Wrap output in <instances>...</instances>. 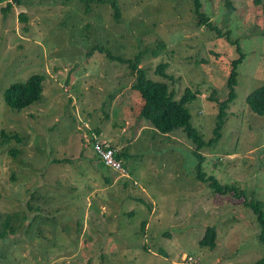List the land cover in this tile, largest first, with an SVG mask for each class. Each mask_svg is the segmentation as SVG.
Masks as SVG:
<instances>
[{"label":"rangeland","instance_id":"rangeland-1","mask_svg":"<svg viewBox=\"0 0 264 264\" xmlns=\"http://www.w3.org/2000/svg\"><path fill=\"white\" fill-rule=\"evenodd\" d=\"M203 11L239 40L246 60L223 138L201 153L208 175L236 183L264 204V116L247 96L264 85V0H202ZM0 0V264H256L264 258L257 217L244 198L198 178L195 145L178 129L164 135L140 116L136 74L167 81L206 141L219 100L228 97L237 47L201 23L192 0ZM26 18V19H24ZM166 64L164 78L157 67ZM46 75L43 99L23 109L5 101L12 84ZM95 132L124 156L119 177L94 150ZM18 151L15 156L13 151ZM134 181H137L134 184ZM218 230L213 250L201 244Z\"/></svg>","mask_w":264,"mask_h":264},{"label":"trees","instance_id":"trees-1","mask_svg":"<svg viewBox=\"0 0 264 264\" xmlns=\"http://www.w3.org/2000/svg\"><path fill=\"white\" fill-rule=\"evenodd\" d=\"M19 1V0H17ZM97 1L99 3H111L115 8V18L119 19L121 16L120 6L117 0H90ZM195 7V13H198L201 23L209 25L212 31L217 32L221 37L227 38L234 46L237 47L239 58L231 62V73L228 79L229 94L224 100H219V113L217 118V124L215 128V137L210 141H206L198 129L194 128L191 124V113L185 106L187 103L193 101L198 97L200 92H195L190 88L185 90V93L180 100L175 99L174 93L170 90L169 84L164 80H155L149 78L143 67L140 66L142 62V54L136 55L133 60H126L122 57L109 55V58L113 61L127 64L132 72L136 74V82L133 84V89L137 90L143 99V105L140 110V116L153 126V128L161 134L168 135L178 129H182L187 137L195 145V156L199 159L200 164L198 166V178L208 183L214 190L221 194H233L237 198H244L245 204L251 208L253 213L257 217V222L260 226V232L258 235L259 243L264 246V204L257 199H249L247 192L240 185L223 184L215 175H208L204 170L203 163L206 157L201 153L205 148H210L219 143L223 138L224 128L227 124L228 109L230 105L237 99V85L239 83L240 67L246 60V54L243 52L240 41H234L232 39L231 32L223 33V31L216 25L208 15L203 11L202 0H192ZM259 2V0H256ZM229 5H232V0H228ZM26 19V18H24ZM167 65L161 64L157 67V73L164 78H171L166 73ZM46 75L43 73H37L33 75L26 82H17L12 84L5 90L4 97L6 103L11 107L19 110H23L34 103L41 101L44 95V82ZM247 104L250 109L261 116H264V85L256 88L247 96ZM17 140L19 143L24 142V138L19 134L11 135L5 131L1 132L0 145L11 143ZM16 156L18 151H13ZM123 154L117 153L116 158L122 161ZM123 163V162H122ZM124 164V163H123ZM125 166V164H124ZM10 232H16L13 227L12 219H6L4 224L0 228V238L4 239L8 237ZM218 242V230L217 228H208L205 237L202 239L201 244L204 247L215 249ZM256 264H264V258L258 261Z\"/></svg>","mask_w":264,"mask_h":264},{"label":"built area","instance_id":"built-area-1","mask_svg":"<svg viewBox=\"0 0 264 264\" xmlns=\"http://www.w3.org/2000/svg\"><path fill=\"white\" fill-rule=\"evenodd\" d=\"M92 136L94 150L100 161L103 162L105 166L113 168V170L117 172L119 177H126L131 179L132 177L128 168H126L124 164L116 158V154L118 152L116 146L111 141L101 138L100 134L93 132ZM136 183L137 181H134V184ZM199 263L200 262L198 260H195L191 256H184V258H182V264Z\"/></svg>","mask_w":264,"mask_h":264}]
</instances>
